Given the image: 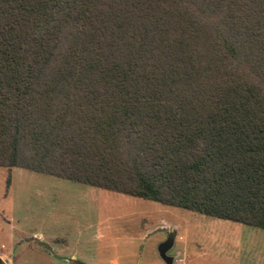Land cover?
Wrapping results in <instances>:
<instances>
[{"label":"trees","instance_id":"trees-1","mask_svg":"<svg viewBox=\"0 0 264 264\" xmlns=\"http://www.w3.org/2000/svg\"><path fill=\"white\" fill-rule=\"evenodd\" d=\"M0 167L264 230V0H0Z\"/></svg>","mask_w":264,"mask_h":264},{"label":"rangeland","instance_id":"rangeland-1","mask_svg":"<svg viewBox=\"0 0 264 264\" xmlns=\"http://www.w3.org/2000/svg\"><path fill=\"white\" fill-rule=\"evenodd\" d=\"M9 179V181H8ZM264 264V230L20 167H0L4 264Z\"/></svg>","mask_w":264,"mask_h":264},{"label":"water","instance_id":"water-1","mask_svg":"<svg viewBox=\"0 0 264 264\" xmlns=\"http://www.w3.org/2000/svg\"><path fill=\"white\" fill-rule=\"evenodd\" d=\"M175 237H176V231L171 229L167 233L166 239L158 244L157 249H158L159 255L166 264H174L175 258L174 256L169 255L168 251L173 247L175 243ZM68 260L71 262L77 263V264H87L83 262L82 260H78V259L69 258ZM0 264H4V260L2 259L1 256H0Z\"/></svg>","mask_w":264,"mask_h":264}]
</instances>
